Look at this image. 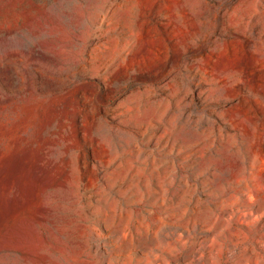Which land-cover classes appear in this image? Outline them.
Wrapping results in <instances>:
<instances>
[{"label":"rangeland","instance_id":"1","mask_svg":"<svg viewBox=\"0 0 264 264\" xmlns=\"http://www.w3.org/2000/svg\"><path fill=\"white\" fill-rule=\"evenodd\" d=\"M0 264H264V0H0Z\"/></svg>","mask_w":264,"mask_h":264}]
</instances>
